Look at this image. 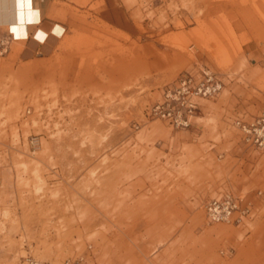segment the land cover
I'll return each instance as SVG.
<instances>
[{
    "label": "rangeland",
    "instance_id": "rangeland-1",
    "mask_svg": "<svg viewBox=\"0 0 264 264\" xmlns=\"http://www.w3.org/2000/svg\"><path fill=\"white\" fill-rule=\"evenodd\" d=\"M55 3L51 54L0 30V264H264V148L235 123L264 107V0ZM196 66L225 82L196 125L147 117ZM223 192L241 222L207 217Z\"/></svg>",
    "mask_w": 264,
    "mask_h": 264
},
{
    "label": "built area",
    "instance_id": "built-area-1",
    "mask_svg": "<svg viewBox=\"0 0 264 264\" xmlns=\"http://www.w3.org/2000/svg\"><path fill=\"white\" fill-rule=\"evenodd\" d=\"M11 40L13 35L11 34ZM6 49V47H4ZM222 75L209 66H196L179 73L177 78L167 84L162 96L148 105L145 115L167 121L176 129H191L201 112V99L214 98L224 89ZM236 125L243 133V141L251 147L264 148V107L249 118H237ZM31 142L38 145L39 137H32ZM207 217L214 222H241L249 213V206L242 199L231 193L223 192L209 199L205 205ZM31 264H52L31 260ZM61 264H86L83 256L67 258Z\"/></svg>",
    "mask_w": 264,
    "mask_h": 264
},
{
    "label": "crops",
    "instance_id": "crops-1",
    "mask_svg": "<svg viewBox=\"0 0 264 264\" xmlns=\"http://www.w3.org/2000/svg\"><path fill=\"white\" fill-rule=\"evenodd\" d=\"M32 1H33L34 6L38 7L41 10V18H42V21H44L43 25H45L46 27H48L50 23L53 22L54 20H59V19L66 21L69 25L72 24V21H71L72 19H70V16L60 15L59 13L55 11V5H56L55 0H32ZM24 2L26 3V0H0V30L7 27L9 33L13 35V38L15 40L25 41L26 45L23 48L22 53L24 54L25 57H31L36 53V50L39 49L38 47H36L35 49H33L32 53L27 50L28 42L30 38L34 36V34L39 28L38 24L37 25L30 24V27L26 28V32H27L26 36L19 35L16 33V31L13 32V28H12V23L18 20H19L18 21L19 23L21 22V19L23 20V18H21V13L23 11V8L26 7V4ZM74 17L76 18L78 16H74ZM53 23H60V22L54 21ZM60 24L65 27L66 29L65 35H66L67 27L62 23ZM63 38H62V41H63ZM62 41L58 45H60Z\"/></svg>",
    "mask_w": 264,
    "mask_h": 264
},
{
    "label": "bare ground",
    "instance_id": "bare-ground-1",
    "mask_svg": "<svg viewBox=\"0 0 264 264\" xmlns=\"http://www.w3.org/2000/svg\"><path fill=\"white\" fill-rule=\"evenodd\" d=\"M25 4L26 7L23 8L21 13V18H23V20L21 19V22L19 23V20L12 23L13 32L16 31L17 34L26 36V28L30 27V24H38L39 28L34 36L30 38L27 50L32 53L33 49L38 47L45 51V53L53 52L54 48L61 42L62 37L65 34V27L60 23H52V25L50 24L46 27L43 25L44 21H42L41 18V10L34 6L33 1L26 0Z\"/></svg>",
    "mask_w": 264,
    "mask_h": 264
}]
</instances>
